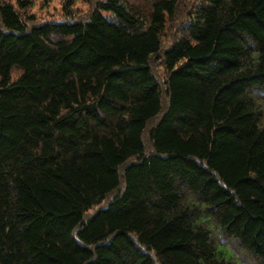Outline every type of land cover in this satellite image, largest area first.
<instances>
[{
	"label": "trees",
	"instance_id": "1",
	"mask_svg": "<svg viewBox=\"0 0 264 264\" xmlns=\"http://www.w3.org/2000/svg\"><path fill=\"white\" fill-rule=\"evenodd\" d=\"M147 3L0 0V264H264V0Z\"/></svg>",
	"mask_w": 264,
	"mask_h": 264
},
{
	"label": "rangeland",
	"instance_id": "2",
	"mask_svg": "<svg viewBox=\"0 0 264 264\" xmlns=\"http://www.w3.org/2000/svg\"><path fill=\"white\" fill-rule=\"evenodd\" d=\"M72 7L69 9L70 13L73 16L82 17L87 15V13L91 10L90 2L92 0H72ZM187 8H191L193 4L196 3V0H185ZM6 2L17 6L16 0H6ZM32 2V7L28 10V14L33 17L32 20L28 21L31 24H40L44 22H59L64 21L66 19V10H64V6L66 4V0H30ZM129 2L133 5L144 7L147 6V0H129ZM168 44H166L167 46ZM156 65V69L162 73L163 68H160ZM19 75L18 71H13L12 79H15Z\"/></svg>",
	"mask_w": 264,
	"mask_h": 264
}]
</instances>
